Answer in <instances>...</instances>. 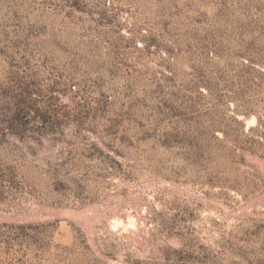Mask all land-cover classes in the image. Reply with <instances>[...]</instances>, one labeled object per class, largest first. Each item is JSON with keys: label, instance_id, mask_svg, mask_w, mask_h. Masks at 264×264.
Listing matches in <instances>:
<instances>
[{"label": "rangeland", "instance_id": "obj_1", "mask_svg": "<svg viewBox=\"0 0 264 264\" xmlns=\"http://www.w3.org/2000/svg\"><path fill=\"white\" fill-rule=\"evenodd\" d=\"M0 264H264V0H0Z\"/></svg>", "mask_w": 264, "mask_h": 264}]
</instances>
